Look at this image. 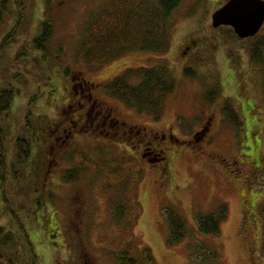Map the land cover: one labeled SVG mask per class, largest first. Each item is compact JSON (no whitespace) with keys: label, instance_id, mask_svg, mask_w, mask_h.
Masks as SVG:
<instances>
[{"label":"rangeland","instance_id":"374dc122","mask_svg":"<svg viewBox=\"0 0 264 264\" xmlns=\"http://www.w3.org/2000/svg\"><path fill=\"white\" fill-rule=\"evenodd\" d=\"M108 1L52 0L48 8L47 0H37L20 22L13 46L0 59V90L19 91L13 105L19 136H32L25 118L29 102L36 100L30 108L39 132L37 155L20 176L28 184L7 195L18 216L32 227L37 264H116L94 240L92 224L100 220L96 211L102 202L89 173L74 183L63 179L66 170L80 163V155L90 162L117 159L139 165L142 215L134 242L138 249H150L157 264H196L191 246L197 244L216 250V262L207 264H264V25L256 36L239 38L230 26L213 27V14L229 0H185L171 18L168 52H130L91 71L76 50L90 17ZM13 7L2 13L0 43L19 20ZM48 14L54 35L47 56L41 57L31 44ZM256 46L263 48L258 62L252 56ZM158 66L168 67L176 82L160 120L129 108L106 91L107 83L131 69ZM227 106L241 126L224 113ZM30 184L44 204L41 210ZM3 203L0 194V227L14 230ZM223 206L228 214L219 234L201 235L198 217ZM168 210L186 220L200 243L190 234L170 244ZM108 233L114 236L118 231L112 227ZM18 256V264H31L32 256L22 245ZM0 264H11L1 248Z\"/></svg>","mask_w":264,"mask_h":264},{"label":"trees","instance_id":"16d2710c","mask_svg":"<svg viewBox=\"0 0 264 264\" xmlns=\"http://www.w3.org/2000/svg\"><path fill=\"white\" fill-rule=\"evenodd\" d=\"M36 1L2 0L0 22L3 20L2 13L10 10L11 5L18 13L19 20L4 40H1L0 59L18 38L19 24L31 11L30 5H37ZM51 1L47 0L46 7L50 8ZM183 1L185 0H109L102 10L90 17L77 46V56L85 62L89 70L97 71L130 52L158 54L168 52L172 44L171 18ZM36 10V8L33 9V18H35ZM30 20L34 21V19ZM53 24L48 14L41 20L40 29L32 38V48L40 53L41 57L47 56L48 46L54 35ZM232 33L235 34L233 29ZM262 51L263 48L260 46L252 50L254 61H261ZM22 57L24 55L19 56L16 61L18 62ZM69 73L70 70L67 69L66 74ZM186 74L191 78L195 77L192 69H186ZM130 78H138L139 81L133 84ZM175 83L173 73L168 67H142L131 69L126 74L114 78L106 84V91L129 108L160 120L164 113L165 100L174 92ZM82 85L87 86V81H84ZM18 92L14 87L0 90V194L4 201L3 210L10 214L14 225V230L0 227V248L8 252L11 264H18L19 247L22 245V251L32 256L31 264H37L39 255L31 237L32 227L18 216L7 195L9 190L17 193V190H21L26 184L20 181V176L25 169L29 170L33 166V156L37 155L39 132L35 131V124L33 125L31 119L33 111L30 108L36 100L34 98L29 102V110L25 118L28 131L32 135L28 139L17 134L18 117L14 115L13 105L19 98ZM213 100L214 98L210 97V102ZM231 109L227 106L223 111L232 122L236 123V126H241L237 120V114ZM137 131L140 132V130ZM43 133L46 134L45 131ZM162 156L164 159L165 156ZM88 158L86 155H80V163L66 170L63 179L65 183H74L82 173H89L95 183L96 196L102 202L99 210L96 211V213L100 212V220L96 221L95 225L92 224L95 229V242L112 254L116 264H157L150 249H138L134 242V229L142 215V207L137 198L141 168L136 161L131 160L110 159L90 162ZM30 186L31 193L35 196V204L41 210L44 204L41 198L35 195L36 190L33 189L32 184ZM110 211L113 213L111 217ZM227 214L228 210L223 206L213 214L199 216L197 220L199 233L201 235L219 234ZM166 217L170 244L181 243L190 234L200 243L179 213L168 210ZM262 217L264 220V208ZM112 227L118 231L114 236L108 233V229ZM261 255L264 258V227ZM191 256L196 264L214 263L218 257L213 247L206 248L201 244L191 246Z\"/></svg>","mask_w":264,"mask_h":264},{"label":"water","instance_id":"95a60500","mask_svg":"<svg viewBox=\"0 0 264 264\" xmlns=\"http://www.w3.org/2000/svg\"><path fill=\"white\" fill-rule=\"evenodd\" d=\"M212 19L215 28L230 26L239 38L254 37L264 25V0H229Z\"/></svg>","mask_w":264,"mask_h":264}]
</instances>
